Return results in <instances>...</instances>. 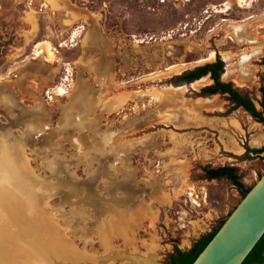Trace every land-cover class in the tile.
<instances>
[{
    "label": "rangeland",
    "instance_id": "374dc122",
    "mask_svg": "<svg viewBox=\"0 0 264 264\" xmlns=\"http://www.w3.org/2000/svg\"><path fill=\"white\" fill-rule=\"evenodd\" d=\"M216 54L258 99L264 0H0V264H166L218 226L241 195L200 167L253 185L264 125L167 82Z\"/></svg>",
    "mask_w": 264,
    "mask_h": 264
},
{
    "label": "trees",
    "instance_id": "16d2710c",
    "mask_svg": "<svg viewBox=\"0 0 264 264\" xmlns=\"http://www.w3.org/2000/svg\"><path fill=\"white\" fill-rule=\"evenodd\" d=\"M223 66L224 62L219 58H217L215 61L198 65L193 69H189L182 72L181 74L175 75L174 77L177 79L175 84L192 81L209 72L210 77L213 79V83L202 87L199 95L206 96L217 92L227 93V99L230 100L231 105H228L224 114H229L236 107L241 106L247 110L256 121L264 124V74L262 85L259 88L260 99L258 103L260 105V109H257L248 95L241 93L238 89L233 87L230 82H222L220 80V74L223 71ZM250 152L254 154L262 153L264 152V146H245V156H248ZM202 171V177L206 179L227 178L239 191L241 197H243L252 186H246L244 184L238 172V167L234 165H221L217 167L205 165L202 167ZM223 221L224 219L219 223L218 226L214 227L210 232L196 240L188 249H181L175 246L173 252L168 256L166 264H190L197 254L203 249L206 243L211 239ZM255 263H264V234L261 236V238L241 264Z\"/></svg>",
    "mask_w": 264,
    "mask_h": 264
},
{
    "label": "water",
    "instance_id": "95a60500",
    "mask_svg": "<svg viewBox=\"0 0 264 264\" xmlns=\"http://www.w3.org/2000/svg\"><path fill=\"white\" fill-rule=\"evenodd\" d=\"M0 172L2 175L4 170L0 168ZM0 181L7 182L6 179ZM0 205L3 206L1 202ZM263 234L264 172L190 264H241Z\"/></svg>",
    "mask_w": 264,
    "mask_h": 264
},
{
    "label": "flooded vegetation",
    "instance_id": "af4514ba",
    "mask_svg": "<svg viewBox=\"0 0 264 264\" xmlns=\"http://www.w3.org/2000/svg\"><path fill=\"white\" fill-rule=\"evenodd\" d=\"M217 58L221 59V60L224 62L223 71H222L221 74H220V80H221L222 82H230V83L232 84L233 87H235L236 89H238L241 93L246 94V93L242 92L237 86H235V85L233 84V82H231V81H226V80L223 79V76H224V74L226 73V69H225V61H224V60H223L218 54L215 55V58H214L213 60H210V61L204 62V63H202V64H205V63H209V62L215 61ZM263 59H264V54L261 56V63H262V65H263V72H262V76H261V84H260V87H261V85H262V79H263V74H264V63H263ZM202 64H199V65H202ZM196 66H198V65H196ZM196 66L191 67V68L184 69V70L181 71L180 73H177V74H174V75L170 76L169 79L167 80V82H168L170 85H173V86H180V85L190 84V83H192V82H194V81H197V80H200V79H202V78L208 77V78L210 79V82L207 83V84H204L203 86H201V87L199 88V90L196 91V95H197V96H200V97H208V96H211V95L220 94V95L225 96V99L228 100V99H227V95H228L227 93L217 92V93L209 94V95H206V96L199 95L200 90H201L202 87H204V86H206V85H209V84L213 83V79L210 77V73H209V72L206 73L205 75H203V76L197 78V79L192 80V81H189V82H182V83H180V84H175V81L177 80V79L174 77L175 75L181 74L182 72H184V71H186V70L193 69V68H195ZM260 87H259V88H260ZM259 92H260V91H259ZM246 95H248V94H246ZM248 96H249V95H248ZM249 97H250V96H249ZM250 99L253 101L255 107H256L257 109H260V105H259V103H258L260 97H259L258 99H256V100H253L251 97H250ZM228 101H229V104L231 105L230 100H228ZM255 101H256V102H255ZM227 107H228V106H227ZM238 108H242L243 110H245V109H244L243 107H241V106L236 107L234 110H236V109H238ZM234 110H232L230 113H232ZM245 111L251 116V118H252L255 122H258V121H256V120L253 118V116H252L247 110H245ZM258 123H260V122H258ZM263 125H264V124H263ZM206 165L211 166L210 164H206ZM203 166H205V165H202V166L200 167L201 171H202V167H203ZM220 166H221V165H220ZM213 167H217V166H213ZM202 174H203V171H202ZM255 264H263V263H255Z\"/></svg>",
    "mask_w": 264,
    "mask_h": 264
},
{
    "label": "crops",
    "instance_id": "0c3cea01",
    "mask_svg": "<svg viewBox=\"0 0 264 264\" xmlns=\"http://www.w3.org/2000/svg\"><path fill=\"white\" fill-rule=\"evenodd\" d=\"M258 123V122H257ZM249 133V139H250V146L251 147H261V146H264V140H260L258 138V135L255 134V132L252 130H250V128L248 129L247 131Z\"/></svg>",
    "mask_w": 264,
    "mask_h": 264
},
{
    "label": "bare ground",
    "instance_id": "6f19581e",
    "mask_svg": "<svg viewBox=\"0 0 264 264\" xmlns=\"http://www.w3.org/2000/svg\"><path fill=\"white\" fill-rule=\"evenodd\" d=\"M139 200V199H138ZM114 202H116V201H114ZM121 204H123V203H121ZM132 204V203H131ZM134 204V203H133ZM141 204V203H140ZM115 205H117V204H115ZM119 205H120V203H119ZM135 205V204H134ZM123 206V205H122ZM116 208H117V206H115ZM124 207V206H123ZM131 207H133L132 205H131ZM127 208V207H126ZM129 208V207H128ZM118 209V208H117ZM128 211H130V210H128ZM114 212H116V211H114ZM131 213V212H130Z\"/></svg>",
    "mask_w": 264,
    "mask_h": 264
}]
</instances>
